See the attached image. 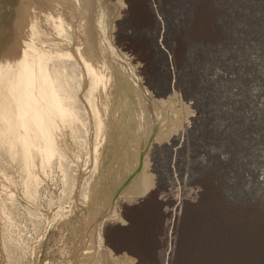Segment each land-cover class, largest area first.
Instances as JSON below:
<instances>
[{"label":"rangeland","instance_id":"rangeland-1","mask_svg":"<svg viewBox=\"0 0 264 264\" xmlns=\"http://www.w3.org/2000/svg\"><path fill=\"white\" fill-rule=\"evenodd\" d=\"M263 169L264 0H0V264H264Z\"/></svg>","mask_w":264,"mask_h":264},{"label":"bare ground","instance_id":"bare-ground-1","mask_svg":"<svg viewBox=\"0 0 264 264\" xmlns=\"http://www.w3.org/2000/svg\"><path fill=\"white\" fill-rule=\"evenodd\" d=\"M251 60H252V59H251ZM253 60H254V59H253ZM254 94H255V93H254ZM157 97H160V96L157 95ZM59 119H60V118H59ZM66 130L69 131L68 128H66ZM81 130H82V128H81V126H80V128L77 130V132L74 133V135H75V136H74V137H75L74 142H75V141H76V142L79 141V137H80V138L82 137V131H83V130H82V131H81ZM73 132H74V131H73ZM70 133H71V132H68V134H70ZM65 134H66V133H65ZM66 135H67V134H66ZM70 136H71V135H70ZM72 137H73V136H72ZM74 137H73V138H74ZM68 139H69V138H68ZM67 141H68V140H67ZM71 141H72V140H71ZM74 142H73V143H74ZM68 144H69V143H68ZM79 144H81V142H80ZM75 146H76V145H75ZM76 147L78 148L79 145L76 146ZM81 147H82V146H81ZM77 148H76V149H77ZM82 148H83V147H82ZM90 148H91V147H90ZM90 148H89V149H90ZM83 149H84V148H83ZM78 150H79V148H78ZM78 150H77V153H78ZM83 151H85V153L87 152L85 149H84ZM83 153H84V152H83ZM80 154H81V152H80ZM78 155H79V154H78ZM69 159H70V158H69ZM72 162H73V161H72ZM74 164H75V163H74ZM92 167H93V166H92ZM75 168H76V167H75ZM76 170H77V169H76ZM88 170H89V169H88ZM258 172H259V171H258ZM259 175L264 176V169L261 170V172L258 174V176H259ZM87 176H89V175H87ZM262 176H261L260 181H264V179H262ZM72 178H73V177H72ZM65 187H66V186H65ZM82 191H83V190H82ZM10 264H11V263H10Z\"/></svg>","mask_w":264,"mask_h":264},{"label":"water","instance_id":"water-1","mask_svg":"<svg viewBox=\"0 0 264 264\" xmlns=\"http://www.w3.org/2000/svg\"><path fill=\"white\" fill-rule=\"evenodd\" d=\"M164 96H167V93H165Z\"/></svg>","mask_w":264,"mask_h":264}]
</instances>
